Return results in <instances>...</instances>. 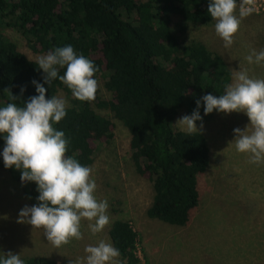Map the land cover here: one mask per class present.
<instances>
[{
    "label": "trees",
    "instance_id": "1",
    "mask_svg": "<svg viewBox=\"0 0 264 264\" xmlns=\"http://www.w3.org/2000/svg\"><path fill=\"white\" fill-rule=\"evenodd\" d=\"M208 6L209 0H0V28L12 24L33 52L47 54L71 45L100 69L95 78L103 72L104 61L112 66L104 81L112 98L80 102L59 79L49 87L44 84L37 61L0 31V107L13 102L5 89L18 97L24 89L25 101L38 95L33 81L47 89L46 99L65 92L71 105L54 127L69 140L66 155L86 167L94 162L91 143L114 138L111 119L97 112L109 111L129 132L131 158L152 183L147 216L186 227L200 205L198 177L211 165V147L201 133L175 129L174 121L185 103L192 111L203 96L224 94L232 77L225 59L205 43L180 41L176 28L182 32L186 24L177 26L175 19L208 25L214 22ZM98 52L104 61L94 58ZM14 102L23 106L22 100ZM4 147L0 136V166L21 182V170L4 166ZM25 189L36 205L35 182L25 183ZM109 237L120 251V264H141L138 234L129 221L115 220ZM21 259L25 264H60L44 257Z\"/></svg>",
    "mask_w": 264,
    "mask_h": 264
},
{
    "label": "rangeland",
    "instance_id": "2",
    "mask_svg": "<svg viewBox=\"0 0 264 264\" xmlns=\"http://www.w3.org/2000/svg\"><path fill=\"white\" fill-rule=\"evenodd\" d=\"M175 22L177 26L186 24L182 32L176 28L183 44L205 43L225 59L231 77L233 70L241 68L247 69L250 77L264 79V62L257 65L246 60L252 50H264V0H256V10L242 20L235 42L229 48L217 36L215 22L199 25L184 23L178 18ZM0 31L29 59L37 61L39 56L46 55L33 52L12 24L4 25ZM94 58L103 60L99 52ZM109 69L111 64L104 61L103 72L95 78L99 84L96 96L103 100L112 98L104 87ZM56 97L71 105V98L65 92L59 91ZM190 110L186 103L182 106L174 121L175 129H179L175 125L179 118L193 113ZM97 112L107 115L114 124L111 141L92 142L88 149L94 156L89 167L97 185L94 194L97 200H107L110 224L103 232L93 235L88 228L89 221L82 220L83 239L73 240L61 248L53 247L42 229L17 223L21 209L35 204L27 197L25 183L15 181L0 166V252L74 264L86 257V246H95L102 239L111 243L110 227L115 220L123 219L138 234L141 264H264V163H249L248 154L239 153L234 143H230L235 139L234 129L243 131L250 123L244 113L226 115L213 111L205 115L204 104L200 103L202 121L196 125L199 129L203 123L200 133L209 140L211 165L198 177L200 205L190 224L177 227L147 216L154 190L148 173L131 158L129 132L109 111Z\"/></svg>",
    "mask_w": 264,
    "mask_h": 264
},
{
    "label": "clouds",
    "instance_id": "3",
    "mask_svg": "<svg viewBox=\"0 0 264 264\" xmlns=\"http://www.w3.org/2000/svg\"><path fill=\"white\" fill-rule=\"evenodd\" d=\"M238 10V15L236 14ZM256 10V0H209L208 13L215 22V32L229 48L235 42L244 18ZM249 64L264 62V50H252L246 57ZM38 68L44 73V84L59 79L80 102H93L99 88L96 73L100 69L83 54H77L73 46L58 47L37 58ZM66 68L63 75L60 69ZM231 84L225 86L219 97L207 94L202 97L204 114L214 110L219 113H244L250 123L242 131L234 129V143L239 153L248 154L249 163H264V79L250 77L247 69L233 70ZM38 95L23 100L5 89L10 101L0 107V136L5 140L3 161L6 168L21 170L22 183L35 182L39 193L38 203L25 206L19 212L17 223L28 224L32 229H42L47 241L55 248L83 239L82 220L89 221L93 235L101 233L110 224L107 200H97V185L91 178L92 169L81 165L77 159L66 155L69 140L65 133L56 130L67 115V102L51 96L47 89L33 81ZM22 100L23 106L14 101ZM197 109L191 115L179 118L176 126L191 135L203 129L196 122L202 121ZM251 129V130H249ZM86 257L74 264H120V251L110 242L100 240L95 246L85 248ZM0 264H25L20 254L0 252Z\"/></svg>",
    "mask_w": 264,
    "mask_h": 264
}]
</instances>
